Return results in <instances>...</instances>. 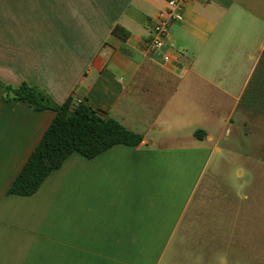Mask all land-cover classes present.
Segmentation results:
<instances>
[{"label":"crops","instance_id":"obj_1","mask_svg":"<svg viewBox=\"0 0 264 264\" xmlns=\"http://www.w3.org/2000/svg\"><path fill=\"white\" fill-rule=\"evenodd\" d=\"M168 1L0 0V264L163 263L219 152L211 123L250 98L264 57V0H193L169 28L170 62L146 54ZM21 84L55 104L82 88L80 102L142 142L74 153L33 195H8L55 116L13 99ZM200 247L164 264H219Z\"/></svg>","mask_w":264,"mask_h":264},{"label":"rangeland","instance_id":"obj_2","mask_svg":"<svg viewBox=\"0 0 264 264\" xmlns=\"http://www.w3.org/2000/svg\"><path fill=\"white\" fill-rule=\"evenodd\" d=\"M247 92L250 98L222 107L227 115L211 123V131L223 130L219 152L211 155L162 264L195 258L200 244L206 261L264 264V57Z\"/></svg>","mask_w":264,"mask_h":264},{"label":"trees","instance_id":"obj_3","mask_svg":"<svg viewBox=\"0 0 264 264\" xmlns=\"http://www.w3.org/2000/svg\"><path fill=\"white\" fill-rule=\"evenodd\" d=\"M112 34L123 38L128 32L116 26ZM9 90L13 99L25 102L35 111H53L55 116L10 185L8 195H33L51 172L60 168L74 153L92 159L116 145L136 147L142 142L141 135L126 130L110 118H102L82 101L73 108V97L55 104L38 87L21 84ZM203 134L202 130L194 133L197 139Z\"/></svg>","mask_w":264,"mask_h":264},{"label":"built area","instance_id":"obj_4","mask_svg":"<svg viewBox=\"0 0 264 264\" xmlns=\"http://www.w3.org/2000/svg\"><path fill=\"white\" fill-rule=\"evenodd\" d=\"M193 0H169L163 12L158 13L152 20L151 36L144 44L146 54L161 53L163 62H170V55L165 50L169 38L170 26L182 20V9Z\"/></svg>","mask_w":264,"mask_h":264},{"label":"water","instance_id":"obj_5","mask_svg":"<svg viewBox=\"0 0 264 264\" xmlns=\"http://www.w3.org/2000/svg\"><path fill=\"white\" fill-rule=\"evenodd\" d=\"M83 92H84V90L82 88L77 92V97L73 102V108H75L79 104L80 99L83 96Z\"/></svg>","mask_w":264,"mask_h":264}]
</instances>
